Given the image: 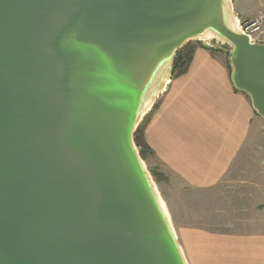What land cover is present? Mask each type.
Returning <instances> with one entry per match:
<instances>
[{
	"label": "water",
	"instance_id": "1",
	"mask_svg": "<svg viewBox=\"0 0 264 264\" xmlns=\"http://www.w3.org/2000/svg\"><path fill=\"white\" fill-rule=\"evenodd\" d=\"M190 41L264 123L230 0H0V264H187L133 135Z\"/></svg>",
	"mask_w": 264,
	"mask_h": 264
},
{
	"label": "crops",
	"instance_id": "2",
	"mask_svg": "<svg viewBox=\"0 0 264 264\" xmlns=\"http://www.w3.org/2000/svg\"><path fill=\"white\" fill-rule=\"evenodd\" d=\"M231 4L244 18L264 9V0ZM210 49L198 46L171 75L141 138L180 192L179 217L169 214L187 264H264V123L234 89L225 50Z\"/></svg>",
	"mask_w": 264,
	"mask_h": 264
},
{
	"label": "rangeland",
	"instance_id": "3",
	"mask_svg": "<svg viewBox=\"0 0 264 264\" xmlns=\"http://www.w3.org/2000/svg\"><path fill=\"white\" fill-rule=\"evenodd\" d=\"M231 1V0H230ZM232 5V4H231ZM233 9V8H232ZM259 10H263L262 8H258L256 9V11L253 13L252 17L256 14L257 11ZM237 11L234 10L233 11V14L234 16L239 20V21H247L249 19H251L250 17L249 18H244L243 16H240V15H237L236 13ZM206 43L202 42V41H190L189 42V45L187 46V49L185 50L188 51L190 49H193V52L194 53V50L198 47V46H201V45H205ZM214 49H210V51H213ZM225 50V49H224ZM224 53V52H223ZM227 55V52L225 50V53ZM172 75V73H171ZM141 125V123L139 124V126ZM145 166H146V169L148 170V174L151 176L153 175L151 178L162 198V200L164 201L165 203V206H166V209H167V212H168V215L170 217V220H171V212H174L175 213V217H179V214H180V211H181V207H180V192H177L175 190H172V187L169 183V179L166 177L165 174L161 173V172H158L156 170V166L154 165V161L149 158V156L147 155L146 156V160L144 162ZM151 173V174H150ZM235 191H228V192H224L221 197H220V201H227V200H230V199H233L235 196ZM214 200V199H213ZM175 204V205H174ZM169 211H170V214H169ZM172 222V221H171ZM176 224V223H175ZM181 223H177L176 225H179L180 226ZM172 225H173V222H172ZM173 228H174V225H173ZM176 228V226H175ZM174 228V230H175ZM175 233H176V230H175Z\"/></svg>",
	"mask_w": 264,
	"mask_h": 264
},
{
	"label": "trees",
	"instance_id": "4",
	"mask_svg": "<svg viewBox=\"0 0 264 264\" xmlns=\"http://www.w3.org/2000/svg\"><path fill=\"white\" fill-rule=\"evenodd\" d=\"M188 45H189V43H187L185 46H183L178 51V53L176 54L175 59H174V63H173L172 74L175 71L183 72L184 70H186L188 62H189V60L191 58V55L193 54L192 53L193 49H190V50L185 52V50L187 49ZM202 46L203 45H201L199 47H202ZM228 68H229V66H228ZM229 71H230V69H229ZM133 139H134V143L136 145V148H137V150L139 152L140 157L145 162L146 156L148 155V148H147L143 138H141L140 126H138L136 131L134 132ZM151 176H153V175H151Z\"/></svg>",
	"mask_w": 264,
	"mask_h": 264
},
{
	"label": "built area",
	"instance_id": "5",
	"mask_svg": "<svg viewBox=\"0 0 264 264\" xmlns=\"http://www.w3.org/2000/svg\"><path fill=\"white\" fill-rule=\"evenodd\" d=\"M240 30L249 38L251 43H264V11L259 10L253 18L239 21Z\"/></svg>",
	"mask_w": 264,
	"mask_h": 264
},
{
	"label": "bare ground",
	"instance_id": "6",
	"mask_svg": "<svg viewBox=\"0 0 264 264\" xmlns=\"http://www.w3.org/2000/svg\"><path fill=\"white\" fill-rule=\"evenodd\" d=\"M160 195V194H159ZM160 197V203H161V205H162V207H163V209H164V211H166L167 212V209H166V206H165V203H164V201L162 200V198H161V196H159ZM168 213V212H167ZM168 215V214H167Z\"/></svg>",
	"mask_w": 264,
	"mask_h": 264
}]
</instances>
